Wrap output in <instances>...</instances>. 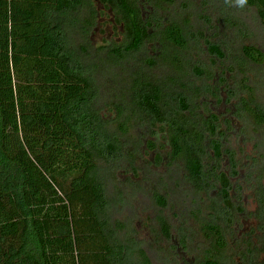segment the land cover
<instances>
[{
	"label": "trees",
	"instance_id": "obj_1",
	"mask_svg": "<svg viewBox=\"0 0 264 264\" xmlns=\"http://www.w3.org/2000/svg\"><path fill=\"white\" fill-rule=\"evenodd\" d=\"M173 2L0 0V264H153L149 246L134 238L132 228L126 231L117 221L111 223L107 214L110 201L98 170L100 162L111 172L123 167L137 175L138 170L136 162L126 157L128 143L109 137L110 125L124 138L137 129L136 124L143 127L136 142L155 153L156 163L163 161V145L158 141L165 139L167 165L179 162L182 169L174 185L189 187L193 206L215 182L225 206L230 204L228 177L216 170L211 176L207 169L208 162L222 160V144L216 138L218 118L208 112V118L197 123L201 119L197 110L206 102L196 101L205 95L187 81V33L172 16ZM245 6L255 9L264 26V0H247ZM104 10L119 29L120 44L92 43ZM145 13L150 14L148 19ZM152 42L156 56L139 59L144 45ZM207 49L223 58L218 45L207 43ZM241 53L254 64L264 60L254 45H243ZM131 61L135 69L122 78L128 87L109 99L111 118L104 121L96 108L99 75L104 78L106 68L121 72ZM188 68L213 78L199 66ZM187 90L194 93L191 99ZM246 90L252 93L251 88ZM244 114L264 124V109L243 99L233 116L241 121ZM225 123L232 130L231 120L226 118ZM123 159L126 165L121 166ZM155 188L166 192L165 197L161 192L154 196L160 205H167L172 200L167 181L160 177ZM158 225L161 236L190 250L186 234L172 237L162 217ZM201 228L216 249L225 247L216 224L204 223ZM244 260L253 264L251 257ZM199 264L222 263L208 257Z\"/></svg>",
	"mask_w": 264,
	"mask_h": 264
},
{
	"label": "rangeland",
	"instance_id": "obj_2",
	"mask_svg": "<svg viewBox=\"0 0 264 264\" xmlns=\"http://www.w3.org/2000/svg\"><path fill=\"white\" fill-rule=\"evenodd\" d=\"M206 2L174 0L171 12L174 11L173 18L187 33L188 46L184 52L187 62L185 70L189 74L187 81L201 88L205 95V99L196 101L206 102L204 107V103L200 104L202 107L197 110L201 117L197 123L202 124V118H208V112L218 118L216 138L222 144V160L219 165L206 160L207 169L211 176L216 170L228 177L230 204L225 206L219 196L218 183L215 182L208 192L201 193L198 204L193 206L189 187L184 186V183L182 185V182L181 187L174 185L176 179L181 178L182 169L179 162L174 166L167 165L165 154L168 145L165 139L158 141L163 145L160 152L164 158L162 162L156 163L155 153L147 151L145 146H138L136 142L143 127L136 124L137 129L132 130L126 139L119 133L117 136V130L110 125L109 137L128 143L126 157L129 155L136 162L138 170L137 175L123 167L111 172L105 170L107 166L100 162L98 170L101 171L110 201L107 214L111 217V223L117 221V226L124 225L126 231L132 228L135 231L134 238L149 246L147 252L153 264H199L208 257H214L222 264H248L244 260L246 256L248 260L251 257L253 264H264V124L256 123L246 114L241 121L233 116L235 106L243 99L252 107L264 109V60L254 64L241 53L243 45H254L264 54V26L252 7L241 8L234 0H214L212 5ZM144 10L150 11L147 7ZM149 15L145 13V18L148 19ZM225 24L233 28L227 29ZM118 30L107 12L101 11L91 36L93 45L120 44ZM207 43L218 45L223 58L210 54ZM153 45V42L144 45L138 54L139 59L155 57ZM190 66L205 69L213 74V78L201 77L189 71ZM134 69L135 62H125L123 71L106 68V76L103 78L99 75L101 95L96 108L102 120L111 118V111L107 108L109 99L127 89L128 83L122 78L127 79ZM223 79L227 80L226 83H223ZM246 87L251 88V94H248ZM185 94L191 99L194 93L187 90ZM229 108H232L233 113H227ZM226 118L231 120L232 130L226 127ZM241 127L244 128L243 134L240 133ZM133 143L137 146H132ZM208 150L211 152L210 148ZM252 157L253 161L249 160ZM123 160L118 164L126 165V160ZM169 174L173 178H169ZM160 177L169 186L172 200L167 198V205H160L154 196V192H161L163 197L166 194L155 188ZM198 208L202 209L201 213ZM189 209L193 216L189 215ZM158 217L170 225L172 237L178 239L186 234L190 250L160 235ZM211 222L223 233L225 247L221 250L215 248L214 240L207 238L201 228L202 224ZM127 235L133 237V233L128 232Z\"/></svg>",
	"mask_w": 264,
	"mask_h": 264
},
{
	"label": "clouds",
	"instance_id": "obj_3",
	"mask_svg": "<svg viewBox=\"0 0 264 264\" xmlns=\"http://www.w3.org/2000/svg\"><path fill=\"white\" fill-rule=\"evenodd\" d=\"M235 2L237 6L242 8L247 3V0H235Z\"/></svg>",
	"mask_w": 264,
	"mask_h": 264
}]
</instances>
